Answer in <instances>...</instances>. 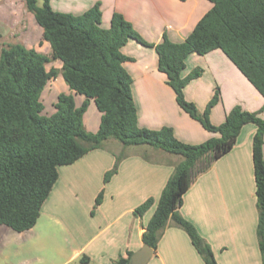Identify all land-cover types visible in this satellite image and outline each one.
I'll return each mask as SVG.
<instances>
[{
	"label": "trees",
	"instance_id": "obj_1",
	"mask_svg": "<svg viewBox=\"0 0 264 264\" xmlns=\"http://www.w3.org/2000/svg\"><path fill=\"white\" fill-rule=\"evenodd\" d=\"M38 1L25 3L42 28L41 37L49 44L50 56L22 43L0 49V225L17 232L33 227L57 180V167L101 148L107 139H115L123 147L147 145L181 157L162 188L142 233V243L154 252L163 230L172 224L185 231L205 264H217L210 245L178 209L183 193L196 176L231 150L242 127L252 123L256 126L252 139L256 233L264 264V118L236 105L222 123L213 124L209 113L219 101V91H214L200 111L185 98L183 88L202 70L195 68L181 76L189 53L220 49L264 98V0H209L211 8L183 41L172 42L163 34L156 44L145 41L119 12H113L109 27H102L99 3L74 15L54 11L49 0H40L41 5ZM129 39L155 48L158 69L165 73L177 104L217 136L188 144L178 140L170 126L149 129L138 125L132 78L123 66L130 58L120 50ZM51 60L60 61L61 75L71 92L59 93L53 102L54 111L46 115L41 93L47 81L58 73L55 67L47 69ZM76 94L84 96L78 106ZM89 100L100 112L95 132L83 124ZM124 157L123 151L115 155L113 166L104 173V183L117 172ZM102 199L100 190L91 214ZM153 203V198L146 199L133 214L141 216ZM132 253L119 255L111 264H129ZM79 262L89 264L88 256L82 254Z\"/></svg>",
	"mask_w": 264,
	"mask_h": 264
},
{
	"label": "crops",
	"instance_id": "obj_2",
	"mask_svg": "<svg viewBox=\"0 0 264 264\" xmlns=\"http://www.w3.org/2000/svg\"><path fill=\"white\" fill-rule=\"evenodd\" d=\"M96 3L100 4L102 27H109L113 12H119L151 44L160 42L163 34L172 42L183 41L212 6L209 0H49L54 11L74 15L82 14ZM0 33V49L22 43L51 54L49 44L41 37L42 28L25 0H0ZM120 50L130 58L123 66L132 78L131 92L140 127L170 126L175 137L188 144L217 136L177 104L165 73L158 69L153 46L129 39ZM195 68H200L202 73L191 79L183 92L202 111L214 91H219V101L209 113L213 124L222 123L226 113L236 105L264 118L263 96L223 51L189 53L181 76H187ZM65 92L71 91L68 88ZM74 99L77 106V100H83L79 94ZM94 116L93 123L85 113L83 116L85 128L92 132L98 128L100 112L97 110ZM255 131L254 124H245L231 150L197 175L182 195L180 215L210 245L217 264H262L256 233L258 212L252 162ZM110 141L105 140L101 148L88 151L73 163L57 167V180L33 227L17 232L0 225V253L7 252L11 246L17 250L25 246L35 254L46 256L47 261L40 264H47L52 258L57 259L56 264H80L82 254L88 256L89 264H111L119 255L135 252L143 245L144 228L181 157L144 145L141 151L125 153L117 172L104 183V173L113 166L115 155L124 149L121 145L112 147ZM100 190H103L102 202L91 214ZM148 198L154 199L151 207L141 216L134 215V209ZM147 264L205 263L185 231L169 224Z\"/></svg>",
	"mask_w": 264,
	"mask_h": 264
},
{
	"label": "rangeland",
	"instance_id": "obj_3",
	"mask_svg": "<svg viewBox=\"0 0 264 264\" xmlns=\"http://www.w3.org/2000/svg\"><path fill=\"white\" fill-rule=\"evenodd\" d=\"M38 5H41L40 0H39ZM9 39L10 38H8V40ZM46 67L47 69H50L51 67H55L58 69V73L56 77L47 81V84L45 85L41 93V101L43 102V105H44L43 114L49 115L54 111L53 102L55 101L56 96L61 92H65L66 89H68V86L61 75V72H60L61 63L59 60L57 61L54 60L52 62H49L46 65ZM82 98L84 100L83 96ZM83 100H81L80 102H78L77 100L78 105H81ZM95 112H97V109L94 105V102L92 100H89L88 107L85 111V116L87 119L91 121V123H93L95 120V116H94ZM110 142L113 144L112 147L119 148L120 145L122 146V144L115 139H111ZM142 146L144 145L126 146L123 149V153H127L132 150L141 151ZM18 248L20 249L17 250V248L15 249L13 246H11L8 248V250L7 249L5 250L7 252L0 253V264H19V263L20 264H40V263H44L45 261H47L45 259L46 256H43L37 253L35 254V252L32 249L29 250L25 246H20ZM56 261L57 259L52 258L51 260L48 261L47 264H56L57 263ZM70 264H77V263H70Z\"/></svg>",
	"mask_w": 264,
	"mask_h": 264
},
{
	"label": "water",
	"instance_id": "obj_4",
	"mask_svg": "<svg viewBox=\"0 0 264 264\" xmlns=\"http://www.w3.org/2000/svg\"><path fill=\"white\" fill-rule=\"evenodd\" d=\"M151 256V247L143 244L138 250L132 253L129 264H147Z\"/></svg>",
	"mask_w": 264,
	"mask_h": 264
}]
</instances>
